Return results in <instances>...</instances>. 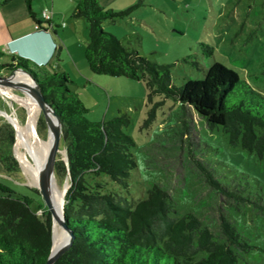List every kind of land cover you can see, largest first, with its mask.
Segmentation results:
<instances>
[{
	"label": "trees",
	"instance_id": "obj_1",
	"mask_svg": "<svg viewBox=\"0 0 264 264\" xmlns=\"http://www.w3.org/2000/svg\"><path fill=\"white\" fill-rule=\"evenodd\" d=\"M10 1L4 0L3 5ZM25 1L35 19L31 9L34 0ZM144 4V0H139L133 7L115 12L102 7L99 0L78 1L72 18L88 23L84 57L91 72L143 82L148 103L161 96L180 102L184 112L191 107L210 129L221 127L231 147H241L262 158L264 94L243 81L235 70L216 62L203 80H189L177 87L168 66L151 62L106 33L107 22L115 24L127 19ZM62 51L59 46V61ZM6 56L0 51V75L15 69L30 74L62 122L61 148L66 150L67 161L58 155L55 176L70 183L63 210L74 239L54 264H241L239 251L247 252L252 246L226 217L220 218L219 230L224 240L219 242L194 214L172 217L170 196L159 185L148 191L147 198L136 202L109 191L99 181L104 175L128 187L137 168L131 153L135 141L124 132L131 122L127 114L119 113L107 122H90L86 118L89 111L71 89L73 82L67 73L50 74L17 55L3 63ZM37 68L42 71V78ZM41 115L38 132L43 137L47 126ZM154 117L152 109L145 125ZM0 134L13 143L12 125L0 126ZM4 164L6 170L18 171V162L12 155L5 156ZM195 167L204 182L221 196L245 200L221 184L200 161H195ZM0 191V264H45L52 248V219L40 193L33 189L40 203L32 208L34 200L29 196L15 197L1 182ZM256 208L264 216V203Z\"/></svg>",
	"mask_w": 264,
	"mask_h": 264
},
{
	"label": "rangeland",
	"instance_id": "obj_2",
	"mask_svg": "<svg viewBox=\"0 0 264 264\" xmlns=\"http://www.w3.org/2000/svg\"><path fill=\"white\" fill-rule=\"evenodd\" d=\"M158 1L163 13L159 17L144 14L146 19L142 20L146 26L127 18L110 23L126 32L118 28L114 30L117 35L105 30L106 33L113 34L151 62L168 66L177 87L189 80H203L206 71L219 62L264 94V0ZM86 24L87 39L80 41L84 49L89 40ZM61 59L64 60V54ZM85 63L90 71L86 60ZM37 73L43 77L39 68ZM10 74L3 71L1 76ZM70 75L74 82L71 89L84 100L89 111L88 121L107 122L119 113L130 117V125L124 132L135 141L131 153L137 168L131 174L128 187L103 175L99 181L109 191L137 202L147 198L154 185H159L170 196L174 207L172 217L194 214L219 242L224 240L219 230L220 218L226 217L252 246L247 252L239 251L241 264H264V216L256 208L257 204L264 203V156L260 158L241 147H231L221 127L210 129L201 115L191 107L184 112L182 104L172 98L157 96L154 103H148L143 82L91 74L108 81L97 83L74 79L72 70ZM8 90L11 96L23 95L15 89ZM0 107L16 116L21 124L26 122V109L1 93ZM152 109L155 117L145 125ZM6 123L0 116V126ZM47 136L43 134V138ZM15 143L16 132L13 143L0 134V182L15 197L29 196L35 208L40 199L21 167ZM9 154L18 162V171L6 170L4 160ZM59 155L67 160L64 148ZM195 161L207 166L221 184L245 200L228 199L209 187L195 167ZM56 180L60 188L65 184L70 186L69 180Z\"/></svg>",
	"mask_w": 264,
	"mask_h": 264
},
{
	"label": "crops",
	"instance_id": "obj_3",
	"mask_svg": "<svg viewBox=\"0 0 264 264\" xmlns=\"http://www.w3.org/2000/svg\"><path fill=\"white\" fill-rule=\"evenodd\" d=\"M78 1L34 0L31 9L35 19L40 22L41 28L38 30L35 28L37 22L30 14L25 0H11L8 4L0 6V51L7 55L2 62L11 61V55H17L28 58L47 70L54 69L69 73V77L72 70L76 76L74 79L77 80L108 82L93 77L91 74L95 73L90 69L88 71L85 67V49L80 41L82 38L87 39V24L84 19L72 18V12ZM144 1L145 4L142 7L131 13V16H137L139 19L131 16L128 19L139 21L146 26L143 21L146 19L144 14L159 17L163 13V8L158 0ZM137 2L139 0H99L105 9L116 11H125ZM46 10L52 12L51 22L41 19V14ZM104 28L115 35L117 34L114 30L118 28L126 32V29L110 23L105 24ZM59 46L63 47L60 57L64 54V60L60 61L56 58ZM70 79L73 80L72 77ZM96 85L99 87L98 84ZM82 101L84 103V100Z\"/></svg>",
	"mask_w": 264,
	"mask_h": 264
},
{
	"label": "bare ground",
	"instance_id": "obj_4",
	"mask_svg": "<svg viewBox=\"0 0 264 264\" xmlns=\"http://www.w3.org/2000/svg\"><path fill=\"white\" fill-rule=\"evenodd\" d=\"M16 77L24 83L28 84L29 86L35 87L32 79L27 74L17 71ZM8 88L20 91L23 93V95L15 97L11 96ZM0 93L19 103L27 111V120L24 124H21L18 121V118L16 116H11V114L10 120L13 123L16 132L15 152L17 158L21 164L23 171L29 178V183L32 186L37 187L39 183V170L46 162V159L48 157L52 137L49 133H47V138H43L39 134L38 122L42 113H40L39 115L40 109L36 105L35 100L29 94V91L25 86L21 84H16L12 86L0 85ZM2 115H4V113L0 112V116ZM67 185L68 184H65L63 188H60L57 183L56 177L50 181V195L54 208L56 209L59 217H61L62 215L65 189ZM65 241V232L58 226V224H56L54 229L53 248H58Z\"/></svg>",
	"mask_w": 264,
	"mask_h": 264
},
{
	"label": "water",
	"instance_id": "obj_5",
	"mask_svg": "<svg viewBox=\"0 0 264 264\" xmlns=\"http://www.w3.org/2000/svg\"><path fill=\"white\" fill-rule=\"evenodd\" d=\"M20 71L22 73L27 74L32 79L35 87H31L28 84L24 83L23 81L19 80L16 77V72ZM16 84H21L25 86L29 94L32 96V98L35 100L36 105L40 109L42 116L45 120L46 126H47V133H49L52 137L51 140V147L48 153V157L46 159V162L43 164V166L39 170V183L36 189L40 193L52 219V248L51 252L49 254V257L47 259V262L45 264H54L57 259L63 255L72 245L74 235L73 232L70 230V228L67 226L64 216V210L62 208V215L59 217L56 209L54 208L52 198L50 195L49 185L50 181L53 180L55 176V166H56V160L58 155L61 152V143H62V122L60 117L57 115L53 107L48 103V101L45 99L43 93L41 92L37 81L27 72L15 69L11 71V74L8 76H1L0 75V85L3 86H12ZM1 113H4L2 115L12 127H14L13 123L10 120V114L7 111L1 110ZM15 129V127H14ZM67 161V160H65ZM69 188V185H67L65 189V194ZM65 202V197H64ZM58 224V226L65 232L66 234V241L59 246L58 248L54 249V229L55 225Z\"/></svg>",
	"mask_w": 264,
	"mask_h": 264
},
{
	"label": "built area",
	"instance_id": "obj_6",
	"mask_svg": "<svg viewBox=\"0 0 264 264\" xmlns=\"http://www.w3.org/2000/svg\"><path fill=\"white\" fill-rule=\"evenodd\" d=\"M4 0H0V2H2ZM41 19H43L45 22H51V19H52V12L49 11V10H46L44 11L42 14H41ZM35 28L38 30L41 28L40 24H36Z\"/></svg>",
	"mask_w": 264,
	"mask_h": 264
}]
</instances>
